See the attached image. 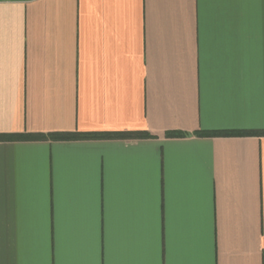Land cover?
I'll return each instance as SVG.
<instances>
[{
	"label": "crops",
	"instance_id": "1",
	"mask_svg": "<svg viewBox=\"0 0 264 264\" xmlns=\"http://www.w3.org/2000/svg\"><path fill=\"white\" fill-rule=\"evenodd\" d=\"M264 0H0V264H264Z\"/></svg>",
	"mask_w": 264,
	"mask_h": 264
},
{
	"label": "trees",
	"instance_id": "2",
	"mask_svg": "<svg viewBox=\"0 0 264 264\" xmlns=\"http://www.w3.org/2000/svg\"><path fill=\"white\" fill-rule=\"evenodd\" d=\"M199 134L206 135H264V130H227V131H202ZM145 137L146 133H128V132H116V133H48V134H8L0 135V139H56V140H74V139H90V138H113V137Z\"/></svg>",
	"mask_w": 264,
	"mask_h": 264
}]
</instances>
